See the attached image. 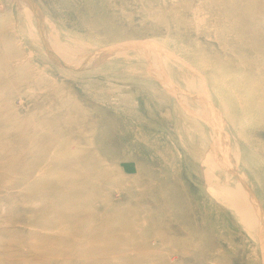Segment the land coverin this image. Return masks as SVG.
<instances>
[{
  "label": "rangeland",
  "instance_id": "obj_1",
  "mask_svg": "<svg viewBox=\"0 0 264 264\" xmlns=\"http://www.w3.org/2000/svg\"><path fill=\"white\" fill-rule=\"evenodd\" d=\"M0 264H264V0H0Z\"/></svg>",
  "mask_w": 264,
  "mask_h": 264
},
{
  "label": "water",
  "instance_id": "obj_2",
  "mask_svg": "<svg viewBox=\"0 0 264 264\" xmlns=\"http://www.w3.org/2000/svg\"><path fill=\"white\" fill-rule=\"evenodd\" d=\"M32 8L35 9V7H33V6H32ZM38 24H39V28H40V30H41V24L39 23V21H38ZM47 51H48V50H47ZM48 53H49V52H48ZM52 58H53L54 61H56L57 63H60L56 57L53 56ZM60 64H61V63H60Z\"/></svg>",
  "mask_w": 264,
  "mask_h": 264
},
{
  "label": "bare ground",
  "instance_id": "obj_3",
  "mask_svg": "<svg viewBox=\"0 0 264 264\" xmlns=\"http://www.w3.org/2000/svg\"><path fill=\"white\" fill-rule=\"evenodd\" d=\"M34 7V6H33ZM30 11V10H29ZM61 54V53H60ZM65 56V55H64Z\"/></svg>",
  "mask_w": 264,
  "mask_h": 264
}]
</instances>
